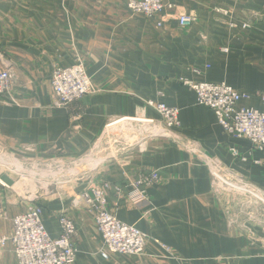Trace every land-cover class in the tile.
<instances>
[{
  "label": "crops",
  "instance_id": "obj_1",
  "mask_svg": "<svg viewBox=\"0 0 264 264\" xmlns=\"http://www.w3.org/2000/svg\"><path fill=\"white\" fill-rule=\"evenodd\" d=\"M163 1L173 6L166 13L192 14L196 22L180 27L172 19L159 28L134 14L127 0H0V65L9 64L15 74L13 93L0 102V151L35 161L79 158L111 119L160 118L146 104L153 100L180 109L176 131L184 141L264 193V151L227 133L183 82L224 81L249 95L237 107L264 110V0ZM77 57L98 91L82 99L85 113L74 128L68 111L52 105L51 78ZM143 170H159L160 180L147 188L148 200L135 203L126 195ZM92 173L98 186L123 185L121 198L107 189V208L150 240L143 255L104 259L94 217L73 208L64 187L39 203L53 238L60 236L58 212L70 209L77 227L73 264H264V226L255 227L253 240L231 228L212 193L210 170L181 143L148 139L146 149L119 152ZM24 207H4L0 235L12 231V218ZM0 264H19L10 246L0 249Z\"/></svg>",
  "mask_w": 264,
  "mask_h": 264
},
{
  "label": "built area",
  "instance_id": "obj_2",
  "mask_svg": "<svg viewBox=\"0 0 264 264\" xmlns=\"http://www.w3.org/2000/svg\"><path fill=\"white\" fill-rule=\"evenodd\" d=\"M127 7L134 14H144L147 18L154 20L159 28L164 27L172 19L177 20L180 27H189L197 20V17L192 14L166 13L173 6L163 0H127ZM248 24L250 23H246L245 26H249ZM14 82L15 74L12 68L4 63L0 67V102L11 96ZM183 82L195 90L198 104L205 105L214 111L219 124L227 133L235 138H246L252 143L254 149L264 151V110L237 107L240 100L249 98L247 93L237 90L224 81L184 80ZM51 87L53 107L67 110L72 126L77 128V121L85 113L82 99L98 91L86 71L84 60L77 57L73 65L56 67L52 74ZM146 104L154 108L160 118L135 116L111 119L92 150L79 158L35 161L26 157L12 158L5 151H0V203L4 207L14 203L10 201V198L5 200L2 195L8 190L17 193L19 198L17 203H26L23 210L12 218V231L6 235H0V249L10 246L19 264H73L77 260V249L73 242L77 227L70 209H61L58 212L60 236L53 238L46 230L42 219L43 206L39 203L40 198L52 194L49 190L52 185L55 184L58 187L60 184L63 188L64 184H69L75 191L71 194L72 207H82L94 217L103 239L99 254L104 259L121 254L143 255L150 237L136 225L121 221L107 208V189L114 190L121 198L124 197L123 187H121L123 185L105 183L103 186H98L92 182L94 179L92 172L101 161L135 147L144 150L148 139L158 137L181 143L185 148L199 155L201 161L210 170L212 193L220 201L230 227L242 230L253 240L256 235L255 227L264 226V193L224 166L219 159L205 155L193 144L184 141L176 131L180 126L178 107L153 100L147 101ZM127 129L132 130L133 136L121 134V132L126 133ZM28 150L33 149L28 148ZM232 150L237 156L238 151ZM100 155H103L102 158ZM97 158L99 160H96ZM16 162L39 170L34 173L36 175L34 177H39V184L45 193L39 196L31 194L28 198L18 193L15 186L23 178L25 169L22 168L20 171L15 165ZM10 171H16L20 177L16 179ZM45 171L50 173L49 177L52 179L43 175ZM3 174L9 175L14 180V184L5 183L1 179ZM159 180V170L140 171L137 179L130 182L129 186L132 189L126 196L135 203L146 201L148 200L147 188ZM78 187L81 189L77 190ZM1 213L6 215L5 210H1Z\"/></svg>",
  "mask_w": 264,
  "mask_h": 264
},
{
  "label": "rangeland",
  "instance_id": "obj_3",
  "mask_svg": "<svg viewBox=\"0 0 264 264\" xmlns=\"http://www.w3.org/2000/svg\"><path fill=\"white\" fill-rule=\"evenodd\" d=\"M2 66L3 65H0V67H2ZM14 85H15V82H14ZM12 93H13V91H12ZM121 134L124 135V136H130V135H132V130L127 129L126 133L125 132H121ZM13 157L14 158H18V155L12 156V158ZM85 164H87V163H85ZM15 165L17 166V168L20 171H22V168L25 169V171H27V172L24 171V174L22 175L23 178L20 181H18V183L15 186L17 191H18V193H20V195L22 197L28 198V197H30L31 194L39 196V195L45 193V190L43 188H41V185L39 184L40 183L39 177H34V176H36L34 173L39 172V170L28 168L25 164H23V166H22V163L19 164L18 162H16ZM79 168H82V167H79ZM0 169H1V167H0ZM10 172L12 173L11 175L13 177H15L16 179H18L20 177V175H17L16 171H13V172L10 171ZM49 174L50 173H47L46 171L43 172L44 176H47V178L52 179V178L49 177ZM36 178H38V179H36ZM64 185H65V189H67L70 193L74 194L73 193L74 191L72 190V188L70 187L69 184H64ZM62 189H64V187L62 188V186L60 184L58 185V187L54 184V185H52L49 188V190L51 192H58V191H61ZM2 195L4 196L5 200L7 198L8 199L10 198V201H14V203H17L16 201H19L17 193L12 192L11 190H8L7 192L4 191L2 193ZM224 195H226V193H224ZM7 206H10V204L7 205ZM3 207H4V205H2L0 203V211L3 210Z\"/></svg>",
  "mask_w": 264,
  "mask_h": 264
},
{
  "label": "water",
  "instance_id": "obj_4",
  "mask_svg": "<svg viewBox=\"0 0 264 264\" xmlns=\"http://www.w3.org/2000/svg\"><path fill=\"white\" fill-rule=\"evenodd\" d=\"M1 179H2L5 183H7L8 185H13V184H14V180H13L9 175H7V174H3V175L1 176Z\"/></svg>",
  "mask_w": 264,
  "mask_h": 264
}]
</instances>
